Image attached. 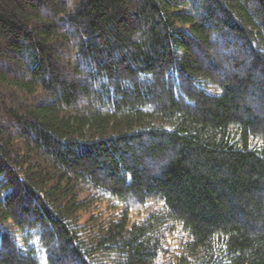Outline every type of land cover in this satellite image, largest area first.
<instances>
[{
	"label": "trees",
	"instance_id": "1",
	"mask_svg": "<svg viewBox=\"0 0 264 264\" xmlns=\"http://www.w3.org/2000/svg\"><path fill=\"white\" fill-rule=\"evenodd\" d=\"M0 264H264V0H0Z\"/></svg>",
	"mask_w": 264,
	"mask_h": 264
}]
</instances>
